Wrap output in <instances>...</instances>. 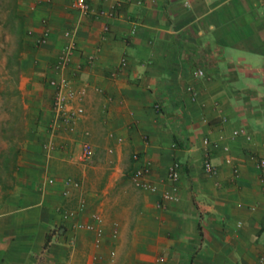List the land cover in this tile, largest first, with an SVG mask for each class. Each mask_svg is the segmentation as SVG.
I'll list each match as a JSON object with an SVG mask.
<instances>
[{
	"label": "crops",
	"instance_id": "1",
	"mask_svg": "<svg viewBox=\"0 0 264 264\" xmlns=\"http://www.w3.org/2000/svg\"><path fill=\"white\" fill-rule=\"evenodd\" d=\"M72 1H20L32 53L20 87L28 119L16 185L0 204V264H256L264 256V0H87L89 16ZM67 30L77 50L66 75L85 113L54 131L49 82L60 78L54 65ZM85 141L107 160L104 170L80 162ZM135 154L152 162L158 193L133 186ZM177 161L180 200L159 208ZM61 209L75 216L65 221ZM76 223L103 228L101 245Z\"/></svg>",
	"mask_w": 264,
	"mask_h": 264
},
{
	"label": "rangeland",
	"instance_id": "2",
	"mask_svg": "<svg viewBox=\"0 0 264 264\" xmlns=\"http://www.w3.org/2000/svg\"><path fill=\"white\" fill-rule=\"evenodd\" d=\"M20 1L0 0V204L16 185L15 161L24 147L28 119L27 94L20 87L24 73L29 70L27 62L32 53L27 50L26 34L23 38L20 30ZM106 162L96 151L91 161L82 164L87 165L88 170L98 166L104 170ZM65 212L68 211L61 209L58 214L63 217Z\"/></svg>",
	"mask_w": 264,
	"mask_h": 264
},
{
	"label": "built area",
	"instance_id": "3",
	"mask_svg": "<svg viewBox=\"0 0 264 264\" xmlns=\"http://www.w3.org/2000/svg\"><path fill=\"white\" fill-rule=\"evenodd\" d=\"M72 8L80 12L83 16H89L91 14V6L87 0H73ZM65 37L67 38V43L65 44L63 50L61 51L58 61L54 65L55 71L59 74V79H53L49 82V86L54 89V99H53V130L61 129L63 127H68L79 120L85 113L82 106H75V103L80 99L82 92H78L73 87V82L70 77L66 75L69 70L74 53L77 50L76 42V32L73 30H67L65 32ZM47 38V34L40 40L39 43L44 42ZM125 63V62H124ZM203 72L200 71L199 75L203 76ZM237 134V133H236ZM87 136L89 134H86ZM204 143L208 145L210 141L205 139ZM175 147V145L173 146ZM95 156V148L93 144L89 141H85L81 147L80 162L87 164ZM134 161L138 164L137 168L134 170L131 176V182L133 186L141 191H146L150 193H158V187L150 181V175L152 173V162L135 154L133 157ZM264 166V161L261 162ZM204 168L207 174L214 175L216 173L215 166L211 161L206 160ZM183 166L180 162H174L166 176V182L169 184V189L161 194L160 201L158 202V207L162 208L165 204L175 203L180 200L179 191L180 183L182 179ZM50 184L54 183V180L49 181ZM67 187L79 189L80 183L67 179L65 181ZM65 196L70 195V191L66 190L64 192ZM83 207V205H82ZM75 216L74 212H65L63 219L65 221L73 218ZM98 223H101V219L96 218ZM75 228L79 230H86L96 233V245L99 247L104 238L103 228L97 226L96 224H85L76 223ZM118 235L117 230L114 231L113 237L116 238ZM256 264H264V256L260 257Z\"/></svg>",
	"mask_w": 264,
	"mask_h": 264
},
{
	"label": "trees",
	"instance_id": "4",
	"mask_svg": "<svg viewBox=\"0 0 264 264\" xmlns=\"http://www.w3.org/2000/svg\"><path fill=\"white\" fill-rule=\"evenodd\" d=\"M18 20L20 22V30H21V34H22V37L24 38L26 32H25V25H24V22H23V19L21 17L18 16ZM22 38V39H23Z\"/></svg>",
	"mask_w": 264,
	"mask_h": 264
}]
</instances>
